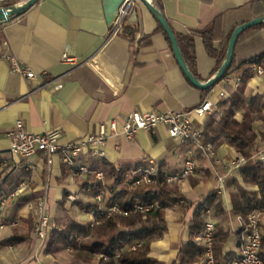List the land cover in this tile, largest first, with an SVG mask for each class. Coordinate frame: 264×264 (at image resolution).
I'll use <instances>...</instances> for the list:
<instances>
[{
  "label": "crops",
  "instance_id": "1",
  "mask_svg": "<svg viewBox=\"0 0 264 264\" xmlns=\"http://www.w3.org/2000/svg\"><path fill=\"white\" fill-rule=\"evenodd\" d=\"M25 1L7 0L6 4ZM151 1L161 10L175 35L193 38V71L201 82L211 77L215 62L207 56L196 31L212 27L217 45L221 35L264 15V0ZM123 25L126 30L135 31L133 40L121 30L111 33L102 0H39L5 26L6 45L0 48V55L15 57L35 77L29 80L11 72L9 63L0 58V164L7 163L6 168H0V190L3 187L9 195L23 186L22 191L8 199L5 208L0 210L2 222L15 223L14 227L0 231V242L13 236L24 238L17 245L0 248V264H60L46 251L52 229L48 231L47 240L36 238L33 229L37 215L27 208L28 203L44 201L50 225L52 219L60 217L61 213L66 216L69 210L67 204L61 205L65 194H75L79 202L92 204L89 202L91 172L76 174L63 165L58 156L51 166L46 165L41 154L26 161L12 157L7 134L14 129L17 119L32 133L58 131L59 144L63 145L87 136L99 124L112 118L122 120L133 112H185L201 102V90L186 80L165 36L157 30V21L140 0H135L134 10ZM147 35L149 43L138 47V41ZM263 51L264 27L249 28L236 41L231 66ZM64 53L73 56L76 64L65 62ZM187 53L191 55L189 50ZM57 83L62 84L60 89L54 88ZM224 85L223 81L219 82L206 97L214 107L221 93H224L222 99L228 97ZM244 97L247 101L264 99V74L251 73ZM206 117L193 116V121L203 124ZM242 117L243 111L234 116L237 121ZM253 128L258 135V149L264 148V119L255 120ZM189 148L188 144L169 138L164 126H158L151 132H137L132 142L118 136L109 138L103 146V159L116 167H134L152 159L158 167L163 166L164 173H170L182 167ZM213 150L215 157L208 159L196 152L198 163L194 175L176 184L189 206L164 210L167 231L152 244L150 252L151 257L163 264L172 263L179 244H185L190 238L198 240L200 231L190 234L194 210L210 192H216L215 173L224 178V190L219 198L230 230L224 252L230 253L233 259L239 255L240 233L237 237V232L243 221L232 211L231 196L236 192L234 181L245 190L251 185L240 181L238 171L228 173L225 168V162L235 155L233 147L221 142L213 146ZM96 162L79 157L75 166L86 165L91 171V168L96 169ZM4 197L0 196V200ZM76 210V221L89 217ZM209 210L217 225L213 210ZM28 218L33 225L30 232L21 226V221ZM15 227L20 228L18 233L12 231Z\"/></svg>",
  "mask_w": 264,
  "mask_h": 264
},
{
  "label": "trees",
  "instance_id": "2",
  "mask_svg": "<svg viewBox=\"0 0 264 264\" xmlns=\"http://www.w3.org/2000/svg\"><path fill=\"white\" fill-rule=\"evenodd\" d=\"M8 6L10 5L6 3L3 5V7ZM256 27H264V25ZM234 28L227 34L221 35L217 45L215 44L217 37L212 27L196 31V34L202 39L207 56L215 62L211 76L225 58L229 38ZM157 30L163 33L171 49L170 43L158 23ZM121 32L131 40L134 39V30L128 31L123 25ZM175 36L187 66L195 75L193 71V38L182 35ZM148 43L149 36L147 35L138 41V47ZM188 50L191 55H188ZM257 65L264 69V51L236 66H230L219 82L227 76H234L240 77L241 84L235 90L224 85L223 89L228 93V97L219 99L213 112L206 117L202 127L201 142L203 144L215 146L221 142H227L238 155L248 160L246 165L238 171L239 178L244 185L256 186V191L248 192L244 186L234 181L236 192L231 196L232 211L242 219H245L247 214L253 210L264 212V168L260 163L251 160L252 153L258 149L256 145L258 135L253 128V122L257 119H264V99L250 98L247 101L244 97V88L251 76V68ZM212 88L201 90V101L206 99ZM239 111H243L241 121L234 118ZM96 163V169L91 168L90 186L92 193L103 191L102 200L100 203L92 204H83L79 201L74 203L84 212L91 213L95 223L85 225L75 221L63 222L61 230L53 228L50 231L46 251L49 252L52 248H70L76 259L86 262H93V255L97 254L102 256L98 259L97 264H163L162 261L151 257L150 252L152 244L161 239L167 231L164 210L177 203L179 199L184 202L180 206L181 208H187L189 202L179 192L176 185H170L164 181L165 173L162 165L159 166L158 179L154 185L133 186L130 183L133 171L141 164L134 167H116L104 159ZM99 168L103 171L106 184L96 182L94 179L92 172ZM3 183L5 186L6 180ZM7 195L8 193L4 192V188L1 187L0 196ZM65 197L66 194L63 196L61 205L64 204ZM135 203H157L159 209L141 213L132 210ZM111 206H118L125 211V214L107 216L106 210ZM209 209L213 210V216L217 218L213 240L214 262L215 264H229L233 260L232 255L224 252L230 236L228 216L215 191L210 192L196 206L193 215L194 225L190 227V234L201 231L205 214ZM21 226L30 232L33 227L32 221L29 218L22 220ZM238 235L239 232H237V237ZM20 237L13 236L0 242V248L19 244L24 239ZM202 255L203 249L199 242L190 238L185 244L178 245L176 256L171 264H195L201 261ZM259 256L264 260V233L261 238Z\"/></svg>",
  "mask_w": 264,
  "mask_h": 264
},
{
  "label": "built area",
  "instance_id": "3",
  "mask_svg": "<svg viewBox=\"0 0 264 264\" xmlns=\"http://www.w3.org/2000/svg\"><path fill=\"white\" fill-rule=\"evenodd\" d=\"M6 1L0 0V8L3 7ZM134 6L135 0L123 1L111 25V33L114 34L122 29L124 20L132 13ZM8 23H0V48L6 45V40L3 38V31ZM0 58L5 59L9 63L11 72L25 76L29 80L35 77L30 70L22 67L15 57L11 55H0ZM63 60L72 65L76 64L75 58L68 55V53L63 54ZM251 73L254 75H263L264 69L257 65L251 68ZM223 82L226 86L234 89L240 86L241 79L240 77L227 76L223 79ZM61 87V83H57L54 86L55 89H60ZM220 97L223 98L224 93H221ZM213 109V102L210 99H205L191 110L185 112H133L122 118V120L115 118L109 119L99 124L95 131L87 136L63 145L59 144L60 133L58 131L51 130L43 133H32L25 129L22 120L17 119L14 124V129L7 134L9 139V152L12 157H18L25 161L36 154H41L47 166H51L54 157L58 156L61 163L74 170L76 174L86 175L91 172L86 165L75 166L79 157H88L95 161L103 159V146L109 138L118 136L125 141L132 142L137 132H151L158 126H164L169 138L190 146L182 167L178 171L164 174V181L167 184H179L194 175L198 163L196 152L207 159L215 157L213 146L201 142L203 124H197L193 121V116L200 118L209 116L213 112ZM251 160L260 163L264 168V148L254 151ZM247 161L246 158L235 152V155L225 162V168H228L229 171H239L246 165ZM6 167L7 163L3 162L0 164L1 169ZM92 173L96 182L105 183L104 174L100 169L94 170ZM158 175L159 167L157 163L152 159H147L139 168L133 171L130 183L133 186L141 184L154 185L158 179ZM215 179L217 181L216 193L219 196L224 190V178L215 173ZM254 188V186H247L246 190L249 192ZM22 189L23 186L21 185L8 196L2 198L0 200V210L5 208L8 199L15 197ZM102 194V191L94 193V197L98 202L101 200ZM75 197L74 195H68L67 200L71 202L75 200ZM183 203V200L179 199L171 207H178ZM27 208L37 215L33 229L36 238L40 241L47 240L48 231L55 226L53 224L50 225V217L45 210L44 201L28 203ZM156 209H159V204L157 203H135L132 207L133 211L141 213ZM106 214L107 216L123 215L125 211L118 206H111L106 210ZM240 219L243 222L239 230V255L230 261L229 264H264V260L259 256L261 238L264 233V212L253 210L247 214L245 219L241 217ZM93 222L91 221V224ZM14 225V222H11L9 225L0 222V231ZM215 227L216 220L211 216V211L207 210L203 228L199 232L197 240L203 249L201 264H215L213 254Z\"/></svg>",
  "mask_w": 264,
  "mask_h": 264
},
{
  "label": "water",
  "instance_id": "4",
  "mask_svg": "<svg viewBox=\"0 0 264 264\" xmlns=\"http://www.w3.org/2000/svg\"><path fill=\"white\" fill-rule=\"evenodd\" d=\"M37 1L39 0H26L25 2L17 5H10L8 7L0 8V23H7L13 21L14 19L24 14L33 5H35ZM102 1H103V8H104L106 22L108 25L111 26L116 18L120 5L123 3L124 0H102ZM140 1L144 4V6L149 11V13L155 18L157 23L161 26L163 32L165 33L170 43L175 60L180 70L182 71L183 75L185 76L186 80L192 86H194L199 90H206L212 88L226 74V72L228 71V69L232 64L234 47L240 34L249 28L256 27L259 25H264V15H262L236 26L230 35L226 55L222 64L206 82H201L199 79H197V77L190 71L189 67L187 66V63L177 43L176 36L171 30L161 10L151 0H140Z\"/></svg>",
  "mask_w": 264,
  "mask_h": 264
},
{
  "label": "rangeland",
  "instance_id": "5",
  "mask_svg": "<svg viewBox=\"0 0 264 264\" xmlns=\"http://www.w3.org/2000/svg\"><path fill=\"white\" fill-rule=\"evenodd\" d=\"M101 170V169H100ZM226 170H227V172L228 173H231V172H233V171H229V169L228 168H226ZM102 171V170H101ZM103 172V171H102ZM220 177H223V175L221 176V175H219ZM191 177V176H190ZM105 179V178H104ZM105 182H106V180H105ZM103 184V183H102ZM104 184H106V183H104ZM173 185H176V184H173ZM251 186H254V185H251ZM255 188H254V192L256 191V186H254ZM101 191V190H100ZM249 192H252V191H249ZM92 193V192H91ZM97 193V192H96ZM102 193H103V191H102ZM68 195H74V196H76L75 197V200H73V201H71V202H69L68 200H67V196ZM68 195H66V197H65V204H67V206H68V211H66L67 212V214H66V216L65 215H63L62 213L60 214V217H58V218H54V219H52V222H53V225L55 226L54 228H56V229H58V230H61V225H62V223L63 222H65V221H75V222H79V223H81V224H85V225H93L94 223H95V219H94V217H93V215L91 214V213H87V212H84L83 210H81L79 207H77L74 203L75 202H77L78 201V197H77V195H75V194H68ZM102 196H103V194H102ZM101 200H102V197H101ZM100 200V201H101ZM100 201L98 202L96 199H95V197H94V193H92V196H91V199L89 200V202H91V203H100ZM64 205V204H63ZM62 205V206H63ZM71 207H74V208H71ZM78 209L79 211H81V212H83V213H87V214H89V217H86L85 219L83 218V219H79V221H76L74 218H75V214L77 215V213H78V211L76 210V209ZM70 212V213H69ZM69 213V214H68ZM71 214V215H70ZM91 221H94L92 224H91ZM0 222L1 223H3V224H5V225H9L11 222H7V223H4V222H2V219H0ZM12 227H14V226H10V227H8V228H12ZM19 229L20 228H18V227H15L12 231H14V233H18L19 232ZM4 230V229H3ZM2 231V230H1ZM49 239V238H48ZM48 243V242H47ZM46 250H47V248H46ZM49 253H51L54 257H55V259L58 261V263H60V264H97V261H98V259H100L102 256H100V255H97V254H95V255H93V262H86V261H81V260H78V259H76L74 256H73V252H72V250L70 249V248H67V249H61V248H52L50 251H49ZM104 259H105V257H103Z\"/></svg>",
  "mask_w": 264,
  "mask_h": 264
}]
</instances>
